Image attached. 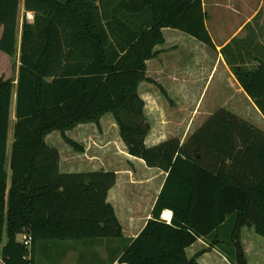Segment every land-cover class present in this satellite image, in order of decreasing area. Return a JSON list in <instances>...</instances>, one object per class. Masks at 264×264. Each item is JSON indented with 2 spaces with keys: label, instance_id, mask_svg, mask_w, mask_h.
<instances>
[{
  "label": "trees",
  "instance_id": "trees-1",
  "mask_svg": "<svg viewBox=\"0 0 264 264\" xmlns=\"http://www.w3.org/2000/svg\"><path fill=\"white\" fill-rule=\"evenodd\" d=\"M20 4L0 0V51L20 62L16 79H0L1 264H36L37 245L45 241L123 236L107 201L117 174L63 173L59 150L46 142L59 131L82 151L67 132L87 123L101 128L108 113L128 153L167 174L152 218L119 263L199 264L208 249L191 258L187 249L207 239L232 264H248L241 229L253 227L264 238V131L220 107L185 142L146 144L151 124L139 86L154 82L147 61L158 56L164 29L215 49L202 0H23L33 21H23L19 37ZM230 65L264 116V61ZM165 210L173 213L170 223L162 219ZM229 220L227 242L217 232ZM21 234L32 237L30 249Z\"/></svg>",
  "mask_w": 264,
  "mask_h": 264
},
{
  "label": "crops",
  "instance_id": "crops-1",
  "mask_svg": "<svg viewBox=\"0 0 264 264\" xmlns=\"http://www.w3.org/2000/svg\"><path fill=\"white\" fill-rule=\"evenodd\" d=\"M202 2L215 49L179 30L168 28L164 29L165 42L155 48L158 56L147 61V77L154 82H142L139 93L145 101V114L151 124L146 137L149 147L171 138L185 142L220 107L231 110L264 131V116L241 87L230 65L246 64L254 68L264 61V0H259L255 8H252L249 0ZM0 28L1 37L3 28ZM169 100L194 103L196 107L183 121L173 124L176 122L171 116L161 111ZM239 100L250 102L254 118L223 105ZM204 104L212 106H206L204 111ZM106 115L101 119V128L87 123L67 132V136L82 151L69 145L59 131L58 134L56 131L49 134L46 142L59 150V167L63 173L112 171L117 174V182L109 190L107 201L115 209L123 227V236L41 242L36 248V264H120L119 258L125 248L152 218L167 174L148 167L144 160L130 155L113 115ZM112 133L116 134L120 143L117 150L113 146L109 149ZM166 212L171 213L170 219L163 217ZM172 215L171 210H165L162 219L170 223ZM231 223L232 220H229L219 228V239L228 240ZM241 242L248 264H264V238L253 227L241 229ZM209 243L207 239H199L187 249L188 257L208 249L199 257V264H232L221 245L209 249ZM39 251L44 261L39 260Z\"/></svg>",
  "mask_w": 264,
  "mask_h": 264
},
{
  "label": "rangeland",
  "instance_id": "rangeland-1",
  "mask_svg": "<svg viewBox=\"0 0 264 264\" xmlns=\"http://www.w3.org/2000/svg\"><path fill=\"white\" fill-rule=\"evenodd\" d=\"M242 1V0H240ZM252 8L256 7V3L259 0H249ZM21 12H20V27H19V37L21 35V27L23 24V21L25 19H28L29 21H33V14L31 13H25L24 11V6L22 4V0H21ZM263 12H264V7H263ZM1 31V28H0ZM18 64L19 61L17 60V58L12 59L11 57H9L8 55L2 53L0 51V79H16L17 78V70H18ZM14 103H15V99L13 100V108H12V113H11V126H10V130H9V138H8V165H7V169L9 172V180H10V168H9V160H10V155H11V148H12V143L14 140L13 137V123H14V119H15V114H14ZM222 105V104H221ZM223 105H227L229 107L234 108L235 110H240L243 113H245L248 116H251L252 118H254L255 116H253V106L250 104V102L248 101H243V100H239L238 102H234V103H223ZM164 106L166 108H160L161 111L165 112V114H167L168 116H171V119H173L174 122L173 124H178L180 121H183V118L188 117L189 113L193 112L195 110L196 105L194 103H184V102H174V101H168L165 102ZM206 106H212L211 104H204L203 105V110L205 111ZM112 116L111 113H108L106 116ZM184 118V119H185ZM178 126V125H177ZM178 128V127H176ZM55 133H59V132H55ZM116 134L112 133V142L111 145H109V149L111 148V146L115 147V149H118L119 146V141H118V137L115 136ZM56 146V145H55ZM121 146V145H120ZM228 238V236H227ZM18 239H22V235L18 236ZM6 242V237L4 236L2 243L0 244V248H2V246L5 244ZM228 247V246H225ZM39 260L40 261H44L42 259H44V257L42 256V252L39 251ZM43 263V262H41Z\"/></svg>",
  "mask_w": 264,
  "mask_h": 264
},
{
  "label": "built area",
  "instance_id": "built-area-1",
  "mask_svg": "<svg viewBox=\"0 0 264 264\" xmlns=\"http://www.w3.org/2000/svg\"><path fill=\"white\" fill-rule=\"evenodd\" d=\"M19 241L22 242L23 244H25V246L28 249H30L31 242H32V237L31 236L22 235V239H20ZM0 264H1V257H0Z\"/></svg>",
  "mask_w": 264,
  "mask_h": 264
},
{
  "label": "bare ground",
  "instance_id": "bare-ground-1",
  "mask_svg": "<svg viewBox=\"0 0 264 264\" xmlns=\"http://www.w3.org/2000/svg\"><path fill=\"white\" fill-rule=\"evenodd\" d=\"M163 217L166 218V219H170L171 213L170 212H166Z\"/></svg>",
  "mask_w": 264,
  "mask_h": 264
}]
</instances>
